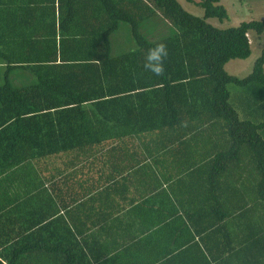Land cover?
I'll return each instance as SVG.
<instances>
[{
    "label": "trees",
    "instance_id": "16d2710c",
    "mask_svg": "<svg viewBox=\"0 0 264 264\" xmlns=\"http://www.w3.org/2000/svg\"><path fill=\"white\" fill-rule=\"evenodd\" d=\"M185 1L202 16L177 0H0V155L10 168L28 156L38 161L33 158L80 147L72 137L124 134L128 120L151 121L137 133L172 127L177 138L208 123L211 134L228 138L217 155L236 159L247 173L240 186L249 181V188L222 191L221 200L238 202V229L245 234L234 247L246 262L264 264V47L247 76L224 68L250 56L248 33L260 35L264 18L219 28L207 19L228 18L221 0ZM157 16L171 29L159 39L143 33ZM122 22L135 47L113 55L110 36ZM161 43L168 57L164 75L155 76L144 63ZM17 69L33 82L13 84ZM17 233L20 239L0 252V264H90L65 242H26Z\"/></svg>",
    "mask_w": 264,
    "mask_h": 264
},
{
    "label": "crops",
    "instance_id": "0c3cea01",
    "mask_svg": "<svg viewBox=\"0 0 264 264\" xmlns=\"http://www.w3.org/2000/svg\"><path fill=\"white\" fill-rule=\"evenodd\" d=\"M128 121L124 134L72 137L80 147L38 161L10 168L0 155V252L18 232L26 242H65L90 264H251L234 247L245 237L238 202L221 200L224 188H249L236 159L217 155L228 138L208 123L177 138L172 127L137 133L151 121Z\"/></svg>",
    "mask_w": 264,
    "mask_h": 264
},
{
    "label": "rangeland",
    "instance_id": "374dc122",
    "mask_svg": "<svg viewBox=\"0 0 264 264\" xmlns=\"http://www.w3.org/2000/svg\"><path fill=\"white\" fill-rule=\"evenodd\" d=\"M177 1L186 11L197 16H202V10L200 8L194 7L185 0ZM220 3L226 6L229 15L228 18H225L222 21H219L216 18L207 19V22L213 26L225 28L229 26H236L242 21L261 20L264 18V0H221ZM169 30H171L170 26L157 16L149 23V25H147V27L143 30V33L147 31L149 33H146L150 38L159 39L162 36L168 35L170 33ZM248 38L251 47L250 56L246 59L230 60L224 66L227 72L240 78L247 76L251 72L255 60L260 55L261 50L264 47V31L260 35L249 32ZM110 45L111 53L113 55L124 53L135 47L130 33V28L127 23H120L118 29L111 34ZM2 74L3 71L2 68H0V76ZM13 74L16 73H11V77ZM15 76L16 75L12 77V83L15 85L33 82V79L26 82L18 81L15 80ZM2 83L3 79L1 81V84ZM236 88L238 87L233 84H229V90L231 89L232 91Z\"/></svg>",
    "mask_w": 264,
    "mask_h": 264
},
{
    "label": "clouds",
    "instance_id": "9594fccd",
    "mask_svg": "<svg viewBox=\"0 0 264 264\" xmlns=\"http://www.w3.org/2000/svg\"><path fill=\"white\" fill-rule=\"evenodd\" d=\"M168 57L167 46L163 43L149 49L144 68L155 76L164 75V61Z\"/></svg>",
    "mask_w": 264,
    "mask_h": 264
}]
</instances>
